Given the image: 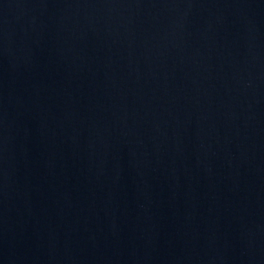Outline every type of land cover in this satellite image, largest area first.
<instances>
[{
    "label": "water",
    "instance_id": "95a60500",
    "mask_svg": "<svg viewBox=\"0 0 264 264\" xmlns=\"http://www.w3.org/2000/svg\"><path fill=\"white\" fill-rule=\"evenodd\" d=\"M0 264H264V0H0Z\"/></svg>",
    "mask_w": 264,
    "mask_h": 264
}]
</instances>
